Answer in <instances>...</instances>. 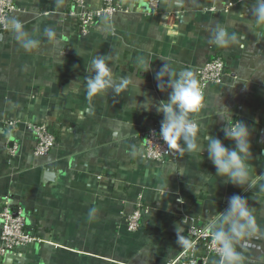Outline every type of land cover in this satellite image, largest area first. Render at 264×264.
I'll list each match as a JSON object with an SVG mask.
<instances>
[{"label":"crops","instance_id":"obj_1","mask_svg":"<svg viewBox=\"0 0 264 264\" xmlns=\"http://www.w3.org/2000/svg\"><path fill=\"white\" fill-rule=\"evenodd\" d=\"M157 1L158 11L149 14V0H120L129 13L81 36L67 15L70 0H15L12 20L36 45L25 49L12 28L0 33V207H19L43 242L8 254L5 264H169L188 245L182 217L211 223L234 195L248 200L257 228L236 245L241 264H264V23L251 12L254 0ZM87 2L98 8L102 0ZM217 26L235 41L211 43ZM218 55L224 81L209 85L204 106L190 115L205 147L212 135L232 148L222 128L237 120L248 126L252 155L243 189L215 175L206 151L175 149L163 164L143 159L141 134L160 127L163 117L141 105L167 101L168 81L184 70L195 77ZM97 56L115 82L130 81L119 95L107 89L88 97ZM14 121H44L56 147L35 156V137L22 124L8 127ZM137 204L147 213L131 233L124 215Z\"/></svg>","mask_w":264,"mask_h":264},{"label":"clouds","instance_id":"obj_2","mask_svg":"<svg viewBox=\"0 0 264 264\" xmlns=\"http://www.w3.org/2000/svg\"><path fill=\"white\" fill-rule=\"evenodd\" d=\"M251 12L257 23H264V0H254ZM9 23L13 32L18 34L25 49L36 45V41L27 38L23 25L18 20L13 19ZM46 35L52 39L55 33L49 29L46 30ZM235 39V36L229 37L221 26L211 31L210 42L217 46L227 47ZM90 71L94 75L87 78L88 97H94L107 89H112L119 95L130 84L128 79L118 83L113 80L111 70L103 56H97L92 60ZM167 71V65H163L156 74L160 89V78ZM168 86L171 91L167 93V101L154 104L148 99L141 105L145 111L155 107L156 112L162 114L163 119L158 135L172 148L182 152L203 153L206 151L208 161L216 170L215 175L222 177L225 184L243 189L249 181L248 159L252 155L251 132L248 126L237 120L234 125L222 128L224 138L234 145L232 148L226 147L219 138L212 135L205 138L206 147L202 146L198 143V124L190 115L198 111L202 103L198 81L191 71L184 70L177 73L174 80L168 81ZM94 211V209L90 210V216ZM208 230L212 237L213 248L220 258L219 264H241L242 258L236 251V245L257 230L248 200L241 195L232 196L226 209L208 225ZM184 242L189 243L186 240Z\"/></svg>","mask_w":264,"mask_h":264},{"label":"built area","instance_id":"obj_3","mask_svg":"<svg viewBox=\"0 0 264 264\" xmlns=\"http://www.w3.org/2000/svg\"><path fill=\"white\" fill-rule=\"evenodd\" d=\"M70 2L71 10L67 15L75 20L77 32L81 36L89 34L99 23L109 22L115 15L130 11L120 3V0H102L98 8L90 7L87 0H70ZM148 6L149 14H153L158 11L159 2L149 0ZM17 12L15 0H0V33L11 28L9 21ZM225 75V60L219 55L212 57L196 70L195 77L202 95L199 109L205 104L206 88L209 85H221ZM19 124H22L35 137L33 149L35 156H45L56 147L54 131L44 121L37 123L14 121L8 123V127H16ZM159 130L160 127H155L141 134L144 143L143 159L147 163L163 164L175 156L176 148H172L158 135ZM10 154L14 155L15 149L10 151ZM146 213L147 210L137 204L130 213L124 215L127 231L137 232ZM182 222L186 225L189 243L169 264H207L209 259L219 258L213 248L212 237L208 230L210 222L200 226L187 215L182 217ZM42 242L33 234L19 207L14 208L7 202L2 204L0 207V264H5L8 254L23 251L33 244Z\"/></svg>","mask_w":264,"mask_h":264},{"label":"water","instance_id":"obj_4","mask_svg":"<svg viewBox=\"0 0 264 264\" xmlns=\"http://www.w3.org/2000/svg\"><path fill=\"white\" fill-rule=\"evenodd\" d=\"M0 37H1V34H0ZM200 264V263H199Z\"/></svg>","mask_w":264,"mask_h":264}]
</instances>
